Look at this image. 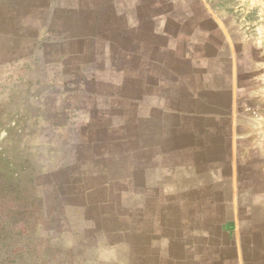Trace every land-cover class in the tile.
<instances>
[{"label": "crops", "instance_id": "obj_1", "mask_svg": "<svg viewBox=\"0 0 264 264\" xmlns=\"http://www.w3.org/2000/svg\"><path fill=\"white\" fill-rule=\"evenodd\" d=\"M221 2L0 0V35L57 22L39 75L65 95L56 172L97 264H264V42L237 51L247 16Z\"/></svg>", "mask_w": 264, "mask_h": 264}, {"label": "rangeland", "instance_id": "obj_2", "mask_svg": "<svg viewBox=\"0 0 264 264\" xmlns=\"http://www.w3.org/2000/svg\"><path fill=\"white\" fill-rule=\"evenodd\" d=\"M53 1L58 10L64 5L78 10L87 4L99 8V0ZM215 1H230L237 16L242 9V16H247L248 42L246 47L236 44L234 48L246 50L249 60L255 57L264 42V0ZM92 8L86 15L87 24L95 25ZM44 18L46 23L41 21V27L45 28L37 34L29 29L23 39L14 34L0 35V45L10 46L21 40L25 43L22 62L16 56L6 59L0 54V264H97L90 260L96 249L80 244L73 204L61 189L67 176L56 172L70 166L73 158L70 152L65 153L69 145L55 140V136L63 139L66 133L65 95L53 96L47 77L39 75L42 67L38 61L45 57L40 51L47 50L48 42L59 37L55 33L57 22L55 25L46 15ZM77 25L72 16L73 32ZM86 31L89 35L95 27ZM235 38L239 41L240 37ZM35 39L32 60L29 52ZM89 224L96 226L94 221Z\"/></svg>", "mask_w": 264, "mask_h": 264}]
</instances>
